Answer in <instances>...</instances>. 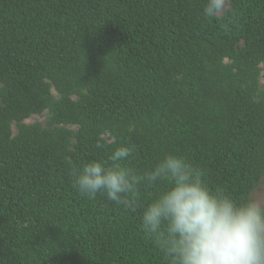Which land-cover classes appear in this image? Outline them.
<instances>
[{
	"label": "trees",
	"instance_id": "16d2710c",
	"mask_svg": "<svg viewBox=\"0 0 264 264\" xmlns=\"http://www.w3.org/2000/svg\"><path fill=\"white\" fill-rule=\"evenodd\" d=\"M209 3L0 0V264H166L140 223L157 189L142 185L133 212L73 186L120 146L138 172L181 156L210 190L252 201L264 0L222 16Z\"/></svg>",
	"mask_w": 264,
	"mask_h": 264
},
{
	"label": "clouds",
	"instance_id": "9594fccd",
	"mask_svg": "<svg viewBox=\"0 0 264 264\" xmlns=\"http://www.w3.org/2000/svg\"><path fill=\"white\" fill-rule=\"evenodd\" d=\"M221 7L222 0H210L206 11L212 15ZM134 151L120 146L107 162L85 163L72 172L73 186L82 196L103 194L133 212L142 185L157 189L140 223L166 264H264V206L210 190L202 170L181 156L167 154L138 172L124 163Z\"/></svg>",
	"mask_w": 264,
	"mask_h": 264
},
{
	"label": "rangeland",
	"instance_id": "374dc122",
	"mask_svg": "<svg viewBox=\"0 0 264 264\" xmlns=\"http://www.w3.org/2000/svg\"><path fill=\"white\" fill-rule=\"evenodd\" d=\"M231 0H222V7L219 11L216 12L217 16H222L230 7ZM261 82L264 85V69L262 71ZM46 116H33L30 119L26 120L27 123H34V122H44ZM15 130V127H14ZM252 201L259 203L261 206H264V178L262 180L261 185L253 192L252 194Z\"/></svg>",
	"mask_w": 264,
	"mask_h": 264
}]
</instances>
